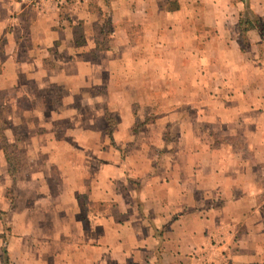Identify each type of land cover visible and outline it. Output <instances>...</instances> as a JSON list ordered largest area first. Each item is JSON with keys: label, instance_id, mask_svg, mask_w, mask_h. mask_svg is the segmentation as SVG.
<instances>
[{"label": "crops", "instance_id": "obj_1", "mask_svg": "<svg viewBox=\"0 0 264 264\" xmlns=\"http://www.w3.org/2000/svg\"><path fill=\"white\" fill-rule=\"evenodd\" d=\"M246 16L264 0H0V264H264Z\"/></svg>", "mask_w": 264, "mask_h": 264}, {"label": "rangeland", "instance_id": "obj_2", "mask_svg": "<svg viewBox=\"0 0 264 264\" xmlns=\"http://www.w3.org/2000/svg\"><path fill=\"white\" fill-rule=\"evenodd\" d=\"M95 11H96V8H95ZM99 24L104 25V17H99ZM6 115H7V111H6V106H5L4 107V111L1 112V114H0V144L2 146L5 143L4 142V139L6 137V134L5 133H6V130H7V121H8V119H7V116ZM205 128H207V131L206 130L205 131L210 136H212V138L215 139L217 133L211 131L208 126L205 127ZM17 131H18V129H17ZM18 132L22 134L23 133V129H19ZM14 150H15V154H12V156H11L12 160H9V171L10 172H13L12 174H14V175L16 174L15 179H18V178L20 179V174H22L23 169L27 167V162H26V160H23V159L21 160V158H20V157H23V154H22L23 148H21V146L16 145V148ZM6 152L8 154V148L6 149ZM16 154H17V157L18 158L13 159V157ZM25 163H26V165H25ZM203 259H204L203 261H205L206 260V257H203Z\"/></svg>", "mask_w": 264, "mask_h": 264}, {"label": "trees", "instance_id": "obj_3", "mask_svg": "<svg viewBox=\"0 0 264 264\" xmlns=\"http://www.w3.org/2000/svg\"><path fill=\"white\" fill-rule=\"evenodd\" d=\"M239 25H241V26L243 25L242 28H244L245 30H247L249 28H252L255 25H257L259 27H263L264 26V24L261 23V21L259 19H256L255 21H252L247 16L241 18V20L239 22ZM20 135H22V134H20ZM3 147L5 148V151H6L7 146L5 144H3ZM1 264H10L6 249H3V253H2V256H1Z\"/></svg>", "mask_w": 264, "mask_h": 264}]
</instances>
